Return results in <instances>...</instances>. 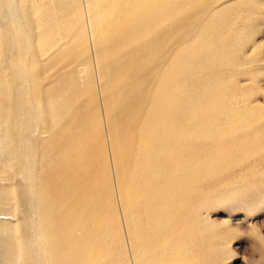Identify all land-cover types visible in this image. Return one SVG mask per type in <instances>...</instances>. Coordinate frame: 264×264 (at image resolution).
I'll use <instances>...</instances> for the list:
<instances>
[{"label": "rangeland", "instance_id": "374dc122", "mask_svg": "<svg viewBox=\"0 0 264 264\" xmlns=\"http://www.w3.org/2000/svg\"><path fill=\"white\" fill-rule=\"evenodd\" d=\"M12 1L0 0V264H45L42 210L54 211L64 222L70 253L56 264H264V0H158L164 4L156 21L137 12V3L145 0H89L90 21L82 1L71 0L59 22L55 9L45 5L44 24L39 20L29 29L30 13L18 31L8 13ZM16 2H28L31 9V0ZM164 5L169 9L162 10ZM133 17L141 27L135 46L144 50L150 41L151 53H139L134 67L119 68L114 60H125L129 49L119 41L112 50L109 34L121 36L122 26L135 27ZM164 87L177 112L195 117L183 126L173 117L174 132L167 136L165 128H146L157 142L140 143L144 126L139 122L153 117L151 98ZM48 92L58 93L54 99ZM120 102L129 106L130 128L121 124ZM74 122L101 149L105 169L94 176L104 199L100 204L85 198L87 189L63 181L65 175L78 183L83 179L82 169L74 175L67 168L73 159L64 135ZM113 135L126 152L117 172ZM179 137L183 145L171 151L177 148L171 140ZM127 143L129 150L122 147ZM149 146L166 154L176 173L151 191L139 177ZM46 174L56 190L44 191Z\"/></svg>", "mask_w": 264, "mask_h": 264}, {"label": "bare ground", "instance_id": "6f19581e", "mask_svg": "<svg viewBox=\"0 0 264 264\" xmlns=\"http://www.w3.org/2000/svg\"><path fill=\"white\" fill-rule=\"evenodd\" d=\"M74 1H77L78 3L77 4H79V0H74ZM82 1V4L83 5H85V7H86V14H87V17H89L88 19H89V21H90V19H92V20H94L93 19V17H91V10L89 9V0H81ZM173 2V1H172ZM28 3V2H27ZM27 3H15V0H13L12 2H11V4H9V6H8V13H9V17L11 18L10 19V21H12L13 22V24L15 25V30H19V29H21L22 27H23V23H24V16H26L27 18H29V16H32V15H30V13H33V17L29 20H27V25L29 26L28 28L29 29H31V28H34L35 26L37 27V22L39 23V20H40V22L42 23V24H44L45 23V20L43 19V17H44V13H42L41 12V10H42V8L43 7H45V5H50L52 8H54L55 10V12H57L58 14H57V16L55 17V20H58V22L60 21V19H64V13L66 14V10H67V5L70 3H72V1L71 0H31V2H30V8L31 9H29L28 8V6L29 5H27ZM132 3V2H131ZM38 4V5H37ZM137 4H139L136 8H137V12L139 13V14H142L144 17H146V18H149V17H151V16H153V18H154V16H155V21H156V18H157V20L160 18V16H159V14H160V11H161V7H162V5L164 4H160V2L158 1V0H145V2H141V3H137ZM141 4V5H140ZM32 6V7H31ZM119 7H121V10L120 11H122V10H124L125 8L124 7H122V6H119ZM164 7V9H162V10H167V9H169V8H167L168 7V5H164L163 6ZM126 9H127V7H126ZM40 12H41V14H40ZM52 12V11H51ZM131 12V11H130ZM165 13V12H164ZM167 13V12H166ZM40 14V15H39ZM61 14V15H60ZM101 14V13H100ZM97 16H98V14H97ZM101 16V15H100ZM142 16V17H143ZM104 17V16H103ZM37 19V20H36ZM102 19V18H101ZM103 19H105V17L103 18ZM133 20H131V23H135V27L134 26H132V27H130V29L128 28H126V27H124V26H122L121 27V36H118V34H115V33H111V34H109L110 36H111V39H110V47H111V49L112 50H115L117 47L115 46V45H117L118 43H119V41H120V43L122 42V41H124V42H126V46H127V48L129 49V50H127L128 51V55H127V58L125 59V60H123L122 62H121V60H120V58H118V59H116V60H114L115 61V65L118 63V65H119V68H120V65L121 64H124V63H126V66H128L129 65V67H134V60H135V58L138 56V55H140L139 53H141L142 54V56H147V57H149V54L151 53V49H150V47H151V44H150V41L145 45V47H144V50L141 48V47H139V49H138V47L137 46H135V44H136V42L139 40L138 38L140 37V35H141V27H140V23H138V22H136V20H135V17H133L132 18ZM144 18H142V20H143ZM140 20V19H139ZM102 22H103V20H101ZM105 21V20H104ZM118 21V20H117ZM1 22V21H0ZM63 22V20H61V23ZM106 22V21H105ZM104 22V23H105ZM141 22V21H140ZM107 23V22H106ZM34 24H35V26H34ZM63 24V23H62ZM146 24V23H145ZM39 25V24H38ZM52 25H55V24H52ZM128 25H130V24H128ZM45 26V25H44ZM142 26V25H141ZM153 26V25H152ZM151 26V27H152ZM12 27V26H11ZM50 27V26H49ZM108 27V26H107ZM110 28V27H109ZM45 31H46V29H45ZM45 31L43 30V33H45ZM109 31H110V29H109ZM15 32V31H14ZM105 33V32H104ZM46 34V33H45ZM112 34H114V35H112ZM92 37H94L95 36V34H93V35H91ZM4 37V36H3ZM96 38V37H95ZM161 38V37H160ZM19 39V38H18ZM108 40V39H107ZM153 40V39H152ZM94 41V40H93ZM132 41V42H131ZM147 41V40H146ZM2 42H3V40L1 41L0 40V46H3V44H2ZM8 43V41L6 40L5 41V43ZM23 42V41H22ZM51 43V42H50ZM9 45H10V43H8ZM65 45V44H64ZM143 45V44H142ZM81 46V45H80ZM131 46H133L132 48H130ZM25 47V46H24ZM63 47V46H62ZM79 47V46H78ZM82 47V46H81ZM155 47V46H154ZM1 48V47H0ZM67 48V47H66ZM76 48V47H75ZM120 49V48H119ZM121 50V49H120ZM111 51V50H110ZM117 51V50H116ZM142 51V52H141ZM160 51V50H159ZM78 52H79V50H78ZM160 53V52H159ZM158 53V54H159ZM49 54V53H48ZM110 54V53H109ZM148 54V55H147ZM183 55V54H182ZM80 56V55H79ZM151 56H153V55H151ZM150 56V57H151ZM20 57V56H19ZM125 57V56H124ZM140 57V56H139ZM164 57V56H163ZM83 58V57H82ZM114 58V57H113ZM162 59H164V58H162ZM21 60V59H20ZM53 60V59H52ZM148 60V59H147ZM106 62H107V60H106ZM148 62V61H147ZM161 62V61H160ZM17 63V62H16ZM108 63V62H107ZM110 64H111V62H110ZM128 64V65H127ZM153 63H148V65H152ZM163 64V63H162ZM71 65V64H70ZM98 65V64H97ZM136 65H137V63H136ZM114 66V65H113ZM125 66V67H126ZM53 67V66H52ZM111 67V66H110ZM184 67V66H183ZM56 68V67H55ZM72 68V67H71ZM114 68V67H113ZM128 68V67H127ZM164 68V67H163ZM73 69V68H72ZM112 69V68H111ZM154 69V68H153ZM156 69H157V66H156ZM179 70V69H178ZM72 71V70H71ZM112 71V70H111ZM154 71H155V69H154ZM57 72V71H56ZM73 72V71H72ZM87 72V71H86ZM151 72V71H150ZM156 72V71H155ZM158 72V71H157ZM162 72V71H161ZM180 73H181V71H179ZM31 73V72H30ZM69 73H70V71H69ZM75 73V72H74ZM147 73H149V72H147ZM153 73V72H152ZM175 73V72H174ZM178 73V72H177ZM176 73V74H177ZM88 74V73H87ZM87 74H86V76H87ZM150 74V73H149ZM149 74H148V76H149ZM69 75V74H68ZM68 75L66 74V80H67V77H68ZM126 75V74H125ZM127 75H131L130 74V72L128 71L127 72ZM157 75V74H156ZM64 76V75H63ZM62 76V77H63ZM147 76V77H148ZM159 76H160V74H159ZM164 76V75H163ZM162 76V77H163ZM73 77V76H72ZM150 77V76H149ZM35 78V77H34ZM71 78V77H70ZM145 79H147V78H145L144 77V80ZM158 79H159V77H158ZM172 79V78H171ZM149 80V79H148ZM152 80H153V78H152ZM58 81H60V80H58ZM89 81V80H88ZM160 82H161V80H160ZM61 82H59V85L61 86L62 84H60ZM66 83V82H65ZM39 84V83H38ZM54 84H56V83H54ZM58 84V83H57ZM69 84V83H68ZM72 84V83H71ZM85 84V83H84ZM123 84V83H122ZM145 84V83H144ZM174 84V83H173ZM120 85V84H119ZM55 86V85H54ZM54 86H52V87H54ZM176 86V85H175ZM29 87V86H28ZM58 87V86H57ZM62 87V86H61ZM78 87V86H77ZM146 87H149V86H147L146 85ZM174 87V86H173ZM34 88V87H33ZM55 89H56V87H54ZM60 88V87H59ZM133 88V87H132ZM150 88V87H149ZM154 88V87H153ZM156 88V87H155ZM65 89H66V91L67 92H69V93H72V91H71V89H72V87L70 86H66L65 87ZM64 89V90H65ZM160 89V91H161V93L160 94H158L159 96H152V98H151V103H152V106H151V108H149L150 109V111H152L151 113H152V115H153V117L151 116V119H146V120H141V122H139L140 124H142L143 126H144V132L143 131H141V133L139 134V136H140V138H141V142L140 143H142V140H144L145 139V141L147 142L148 141V143H150V144H152V143H154L155 144V142H157V139H158V137L157 136H153V134L152 133H150V134H147L146 135V128H152V129H154V130H157L158 132H159V130L161 129L162 131H163V129L165 128V130H164V132H167V133H164V135L165 136H167V135H170V134H172V132H174V130L172 129L171 130V126H172V124H170V123H173V121H171L172 120V118L174 117V119H175V122H177L176 124H180V125H185V123L188 121V120H192L195 116L193 115V113L191 114V112H177V109L179 108L177 105H175V103H174V101L171 99V97L172 96H170L169 94L167 95V93H168V89L166 88V87H164L163 89L162 88H159ZM170 89V88H169ZM35 90H37V89H34L33 90V92L35 91ZM58 90V89H57ZM60 90H61V88H60ZM60 90H58L59 92H61ZM75 90V89H74ZM73 90V91H74ZM91 90V89H90ZM121 90V89H120ZM139 90V89H138ZM147 90V89H146ZM173 90V89H172ZM178 90V89H177ZM38 91V90H37ZM55 90H53V92H54ZM78 91V90H77ZM89 91V90H88ZM64 92V91H63ZM62 92V93H63ZM82 92V91H81ZM145 92V91H144ZM30 93V92H29ZM56 93H58V92H56ZM56 93H51V92H48L47 94H48V97L49 98H54V97H56L57 95H56ZM69 93H67V94H69ZM135 93H137V92H135ZM147 93V92H146ZM153 93H155V92H153ZM175 93V92H174ZM37 94V93H36ZM61 94V93H60ZM81 94V93H80ZM90 94V93H89ZM35 95V94H34ZM50 95H51V97H50ZM148 95H149V93H148ZM173 95V94H172ZM235 95V94H234ZM37 96V95H36ZM74 96V95H73ZM76 96V95H75ZM84 96V95H83ZM143 96H145L144 95V93H143ZM146 97V96H145ZM174 97V96H173ZM235 97V96H234ZM58 98H59V94H58ZM68 98V97H67ZM84 98V97H83ZM122 98V97H121ZM176 98V97H175ZM231 98V97H230ZM55 99V98H54ZM63 99V98H62ZM125 99H127V98H125ZM236 99V98H235ZM238 99V98H237ZM59 100V99H58ZM16 101V100H15ZM22 101V100H21ZM21 101H20V103H21ZM57 101V100H56ZM72 100H70L69 101V103L71 102ZM104 101V100H103ZM24 102V101H23ZM28 102V101H27ZM31 102H33V101H31ZM30 102V103H31ZM75 102V101H74ZM77 102V101H76ZM29 103V104H30ZM224 103V102H223ZM23 104H26V103H23ZM61 104H62V102H61ZM63 104H65V103H63ZM211 104H212V102H211ZM210 104V106H212ZM15 105H16V103H15ZM22 105V104H21ZM32 105H34V103H32ZM120 107H122V114L120 115V118L122 119V121H121V124L122 125H124V126H126V127H129L130 128V126H132L133 125V123L134 122H132V120H130V115H129V113H128V109H129V106H127L128 104L126 103V102H120ZM144 105H145V103H144ZM192 105V104H191ZM236 105H238L237 103H236ZM20 106V105H19ZM57 106H59V105H57ZM68 106V105H67ZM92 106V105H91ZM126 108H124V107ZM33 107V106H32ZM59 107H61V106H59ZM59 107H57L58 108V110H59ZM71 107V106H70ZM228 107V106H227ZM25 108V107H24ZM29 108V107H28ZM33 108H35V107H33ZM54 108V107H53ZM63 108H65V107H63ZM96 108V107H95ZM177 108V109H176ZM21 109V108H20ZM71 109V108H70ZM36 110V109H35ZM34 110V111H35ZM55 110V109H54ZM95 110H98L97 108L95 109ZM100 110V109H99ZM60 111V110H59ZM70 111V110H69ZM120 111H121V109H120ZM173 111H175V112H173ZM199 111V110H198ZM31 112V111H30ZM29 112V113H30ZM98 112V111H97ZM141 112V111H140ZM139 112V113H140ZM69 113V112H68ZM197 113V112H196ZM31 114H33V113H31ZM54 114V113H53ZM59 114V113H58ZM144 114V113H143ZM165 114H167V115H169V118H163L162 117V115H165ZM18 115V114H17ZM67 115V114H66ZM118 115H119V113H118ZM55 116V115H54ZM59 116V115H58ZM61 116V115H60ZM88 116V115H87ZM99 116H100V114H99ZM36 117V116H35ZM38 117V116H37ZM85 117H86V115H85ZM98 117V116H97ZM56 118V117H55ZM65 118V117H64ZM63 118V119H64ZM88 118V117H87ZM99 118V117H98ZM101 118V117H100ZM37 119V118H36ZM83 119V118H82ZM86 119V118H85ZM15 120V119H14ZM27 120V119H26ZM54 120V119H53ZM90 120V119H89ZM101 120V119H100ZM65 121V120H64ZM63 121V122H64ZM77 121V120H76ZM83 121V120H82ZM111 121H112V119H111ZM18 122V121H17ZM26 122V121H25ZM58 122V121H57ZM70 122V121H69ZM81 122V121H80ZM116 122H118L117 120H116ZM92 123V122H91ZM17 124V123H16ZM16 124H15V126H16ZM32 124V123H31ZM64 124V123H63ZM70 124H72V122L70 123ZM78 124H80V123H76V122H74V124L72 125V126H68L67 125V127L68 128H66V134L64 135V141H69L70 143H71V158L73 159V161L70 163L69 161V165H68V172H70L71 174H72V172L74 173V175H75V173H77L78 171H79V169L81 170L82 169V174H83V179H82V181L80 182V183H78L77 182V180L75 179V176L73 177H70V178H66V175H65V177H64V183H69V185H70V187H74V189H87V191H82V190H79L80 192L82 191V192H85V193H82V194H84V196H85V198H92L96 203H98V204H100V201L101 200H104V199H102L103 198V195L100 193V182H99V178H96V177H94L95 176V173L96 174H103V170L105 169H103V165H105L104 164V162H103V158H102V160H101V163H100V159H99V157L101 158V155L99 154V152L101 151V149L98 147H96V146H93V137L91 136V135H88V134H86V132H83V129H84V127L81 125V126H79ZM21 126V125H20ZM31 126V125H30ZM30 126H29V129H30ZM64 126V125H63ZM108 126H110L109 124H108ZM115 126V125H114ZM13 127V126H12ZM90 127V126H89ZM112 127V126H111ZM110 127V128H111ZM120 127H121V125H120ZM61 128V127H60ZM109 128V129H110ZM113 128V127H112ZM195 128H197V127H195ZM8 129V128H7ZM27 129V128H26ZM32 129V128H31ZM53 129H54V127H53ZM87 129V128H86ZM95 129V128H94ZM93 129V130H94ZM115 129V128H114ZM117 129V128H116ZM127 129V128H126ZM126 129H125V131H126ZM21 130V129H20ZM64 130H65V128H64ZM88 130V129H87ZM111 130V129H110ZM119 130V129H118ZM192 130V129H191ZM15 131V130H14ZM29 131V130H28ZM28 131H26V132H28ZM34 131V130H33ZM91 131V130H90ZM105 131V130H104ZM107 131V130H106ZM128 131V130H127ZM16 132V131H15ZM21 132V131H20ZM19 132V133H20ZM23 132H25V131H23ZM132 132V131H131ZM140 132V131H139ZM189 132V131H188ZM33 133V132H32ZM31 133V134H32ZM64 133V132H63ZM62 133V134H63ZM104 133V132H103ZM118 133V132H117ZM125 133H127V132H125ZM129 133V132H128ZM184 131H183V133H181V136L182 137H184ZM194 133V132H193ZM28 134H29V132H28ZM132 134V133H131ZM20 135H23V134H20ZM30 135V134H29ZM61 135V134H60ZM187 135V134H186ZM191 135V134H190ZM52 136H54V135H52ZM85 136V137H84ZM114 137L113 138H111V142H110V150H111V157H112V160H113V172H117V170H118V167H119V164H121L120 163V157H122V155H124L123 153H126V152H120V149H118L117 148V146H116V144H115V139L114 138H116V136L115 135H113ZM122 136H124V135H122ZM180 136V137H181ZM188 136V135H187ZM27 137H29V136H27ZM120 137V136H119ZM180 137L179 138H177L176 140L174 139V140H171V141H174V143H176L177 145V148L176 147H174L171 151H174V150H176V149H178V148H180L183 144L180 142ZM189 137V136H188ZM18 138V137H17ZM25 138V137H24ZM127 138V137H126ZM139 138V139H140ZM26 139V138H25ZM28 139V138H27ZM37 139V138H36ZM59 139V138H58ZM63 139V138H62ZM182 140L181 141H184V139L183 138H181ZM24 140V139H23ZM44 140V139H43ZM48 140H49V138H48ZM56 140V139H55ZM78 140H80V142L82 141V143H83V145L81 144V145H79L77 142H78ZM120 140H121V138H120ZM133 140V139H132ZM131 140V141H132ZM28 141V140H27ZM45 141V140H44ZM117 141H119V139L117 140ZM125 141V140H124ZM195 141V140H194ZM35 142V141H34ZM38 142V141H37ZM36 142V143H37ZM40 142H42V140L40 141ZM40 142H38L39 144H40ZM49 142V141H48ZM53 142H55V141H53ZM58 142V141H57ZM152 142V143H151ZM159 142V141H158ZM20 143H21V140H20ZM24 143H25V141H24ZM58 143H60V142H58ZM198 143V142H197ZM19 144V143H18ZM23 144V143H22ZM29 144V143H28ZM31 144V143H30ZM64 144H65V142H64ZM130 144L131 143H127V144H124V146H122V147H124V148H126L127 149V146L129 147L130 146ZM133 144V143H132ZM143 144H145V143H143ZM49 145V144H48ZM63 145V144H62ZM118 145V144H117ZM36 146H37V144H36ZM43 146V145H42ZM41 146V147H42ZM120 146V147H121ZM143 146H146V145H143ZM19 147V146H18ZM25 147V146H24ZM23 147V148H24ZM50 147H51V145H50ZM61 147V146H60ZM121 147V148H122ZM169 147V146H168ZM45 148V147H44ZM44 148L42 147V149L44 150ZM73 148V149H72ZM150 148H152V147H145L144 148V154H143V157H144V160H143V163L141 164V166H140V168H141V171H140V174H139V177H141V179L142 180H144L145 181V183H146V189L148 190V191H151L152 190V188H153V186H155L156 184H168L169 183V180H171V179H173V177H174V175L176 174L175 173V170H174V167L173 168H170V166L168 165V161H169V159H168V161H167V156H166V154H160V153H157V152H152V149L151 150H149ZM41 149V150H42ZM47 149V148H46ZM52 149H53V146H52ZM64 149V148H63ZM23 150H25V148L23 149ZM42 150V151H43ZM59 150V149H58ZM66 150V149H65ZM69 150V149H68ZM67 150V151H68ZM127 150H129V149H127ZM126 150V151H127ZM154 150V149H153ZM27 151V150H26ZM41 151V152H42ZM51 151V150H50ZM61 151V149L59 150V152ZM109 151V150H108ZM167 151V149H165L164 150V152H166ZM32 152V151H31ZM48 152H49V149H48ZM53 152V151H52ZM56 152V151H55ZM25 153V152H24ZM62 153H64V152H62ZM121 153H122V155H121ZM162 153V152H161ZM28 153H26V155H27ZM55 154V153H54ZM69 154V153H68ZM168 154H170V151L168 152ZM34 155V154H33ZM43 155H44V152H43ZM58 155V154H57ZM67 155V154H66ZM25 156V155H24ZM51 156V155H50ZM59 156V155H58ZM68 156V155H67ZM21 157V156H20ZM46 157V153H45V155H44V157H43V161H44V158ZM52 157V156H51ZM22 158V157H21ZM24 158V157H23ZM30 158V157H29ZM59 158V157H58ZM58 158H57V160H58ZM71 158H70V160H71ZM56 159V158H55ZM64 159V158H63ZM98 160V162H99V164H98V166H97V164L95 163L94 164V160ZM19 160V159H18ZM49 160V159H48ZM60 160V159H59ZM69 160V159H68ZM125 160V159H124ZM128 160V159H127ZM21 161V160H20ZM19 161V162H20ZM27 161V160H26ZM31 161V160H30ZM51 163H52V160H49ZM136 161V160H135ZM29 162V161H28ZM124 162V161H123ZM127 162V161H126ZM170 162V161H169ZM20 163H22V162H20ZM24 163V162H23ZM27 163V162H26ZM25 163V164H26ZM48 163V162H47ZM46 163V164H47ZM24 164V165H25ZM46 164H44V165H46ZM16 165V164H15ZM49 165V164H48ZM51 165V164H50ZM54 165V164H53ZM129 165V164H128ZM127 165V166H128ZM136 165V164H135ZM171 165V164H170ZM29 166V165H28ZM22 168H24L23 166H21ZM27 168H30V167H27ZM32 168V167H31ZM139 168V169H140ZM172 169V170H171ZM23 170V169H22ZM61 170V169H60ZM64 169H62V171H63ZM123 170V169H122ZM46 172H47V170H45ZM119 171V170H118ZM31 172V171H30ZM49 172H50V170H49ZM105 172V171H104ZM26 173H28V172H26ZM175 173V174H174ZM39 174H43V173H39ZM78 174V173H77ZM92 174V175H91ZM52 176H53V178H55L56 179V181H58L59 179H61V177L59 176L58 178L57 177H55V175H54V173L52 172ZM37 177V176H36ZM40 178H41V176H39ZM38 177V178H39ZM137 176H136V174H134V179L136 178ZM176 177V176H175ZM174 177V178H175ZM133 178H132V180H133ZM36 179V178H35ZM48 179L50 180L51 178H49L48 177ZM47 179V174L45 175V177H44V179H43V183H45L44 184V191L45 190H47L48 191V188H49V186H50V188H51V190H52V188H54V187H52V185H50L49 184V182H51V181H49ZM55 179H53L54 181H55ZM58 179V180H57ZM109 179H110V176H109ZM47 180H48V183H47ZM36 181V180H35ZM38 181V180H37ZM39 181H41L40 179H39ZM31 183V182H30ZM38 183H40V182H38ZM54 182H52V184H53ZM56 183V182H55ZM60 182H58V183H56V185H60L59 184ZM62 183V182H61ZM106 183V182H105ZM117 183V182H116ZM107 184V183H106ZM55 185V184H54ZM68 185V186H69ZM32 186V185H31ZM30 186V187H31ZM65 186V185H64ZM67 186V185H66ZM57 187V186H56ZM56 187H55V190H56ZM58 188V187H57ZM102 188V187H101ZM60 189H61V187H60ZM67 189V188H66ZM102 190H103V188H102ZM63 191V190H62ZM94 191V192H93ZM104 191V190H103ZM28 192V191H27ZM75 192H77V191H75ZM41 193V192H40ZM45 193V192H44ZM53 193V192H52ZM47 194V193H46ZM54 194V193H53ZM35 195V194H34ZM64 195H66V194H64ZM43 196V195H42ZM45 196V195H44ZM43 196V197H44ZM50 197H51V195H50ZM49 196H48V198H50ZM32 198V197H31ZM36 198V197H35ZM54 198V197H53ZM33 199V198H32ZM43 199V198H42ZM52 199V198H51ZM38 200V199H37ZM41 200V199H40ZM31 201V200H30ZM27 202V201H26ZM34 203V202H33ZM36 203V202H35ZM52 204V203H51ZM98 204H97V206H98ZM33 206V205H32ZM52 206V205H51ZM43 207H44V202H43ZM28 208V207H27ZM30 208H32V207H30ZM44 209V208H43ZM46 210V209H45ZM74 210V209H73ZM29 212V211H28ZM39 212H40V210H39ZM30 213V212H29ZM55 213H54V211H45L44 212V210H42V215L41 214H39V215H41V219L40 220H42V236H43V242H44V245H43V252L45 253L44 255L46 256V258H44V259H46L45 260V264H56L55 262L56 261H59L60 259L59 258H62V257H64V255L66 254V255H68L69 253H70V251H69V249L67 250V247L65 246L66 244L64 243V238H66L65 237V230H64V226H63V221L62 220H60L58 217H57V213L54 215ZM28 216V215H27ZM29 216H31V215H29ZM28 216V217H29ZM39 218H40V216H39ZM84 218V217H83ZM35 220V219H34ZM40 223H41V221H40ZM76 235V234H75ZM35 236V235H34ZM29 237V236H28ZM36 238V237H35ZM70 238V237H69ZM65 244V245H64ZM70 244V243H69ZM73 250V249H72ZM115 253V252H114ZM39 254V253H38ZM34 255V254H33ZM65 255V256H66ZM28 256V255H27ZM80 256V255H79ZM33 257V256H32ZM40 257H42V256H40ZM81 257V256H80ZM83 257V256H82ZM30 258V257H29ZM43 258V257H42ZM84 258V257H83ZM34 259H36V258H34ZM38 259V258H37ZM43 259V260H44ZM99 259V258H98ZM42 260V261H43ZM104 260V259H103ZM37 261V260H36ZM35 261V262H36ZM114 261V260H113ZM28 262V261H27ZM39 262V261H38ZM105 262V261H104ZM29 263V262H28ZM60 263V262H59ZM31 264H32V261H31ZM58 264V263H57ZM64 264V263H63Z\"/></svg>", "mask_w": 264, "mask_h": 264}]
</instances>
